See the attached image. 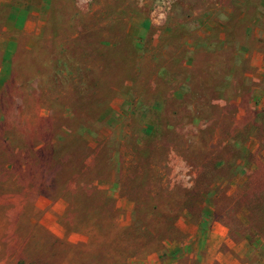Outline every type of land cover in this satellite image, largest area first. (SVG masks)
<instances>
[{
	"label": "rangeland",
	"instance_id": "obj_1",
	"mask_svg": "<svg viewBox=\"0 0 264 264\" xmlns=\"http://www.w3.org/2000/svg\"><path fill=\"white\" fill-rule=\"evenodd\" d=\"M43 1L0 52V264H264V0Z\"/></svg>",
	"mask_w": 264,
	"mask_h": 264
},
{
	"label": "crops",
	"instance_id": "obj_2",
	"mask_svg": "<svg viewBox=\"0 0 264 264\" xmlns=\"http://www.w3.org/2000/svg\"><path fill=\"white\" fill-rule=\"evenodd\" d=\"M28 0L11 3L8 7V15L3 20V29L7 32L3 37L4 43L1 47V54L13 58L19 52L28 54L34 51V40L40 34L45 19L39 11L45 8V2L33 6V10L26 12L29 7ZM30 8V7H29ZM38 9V10H36ZM15 24H17L16 27ZM14 31H17L15 34ZM33 50V51H32Z\"/></svg>",
	"mask_w": 264,
	"mask_h": 264
}]
</instances>
